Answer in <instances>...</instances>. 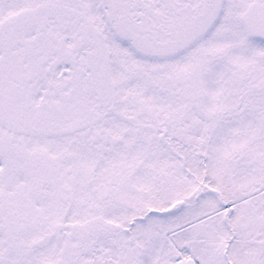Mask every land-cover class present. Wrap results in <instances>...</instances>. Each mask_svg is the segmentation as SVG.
Here are the masks:
<instances>
[{
  "label": "snow or ice",
  "instance_id": "obj_1",
  "mask_svg": "<svg viewBox=\"0 0 264 264\" xmlns=\"http://www.w3.org/2000/svg\"><path fill=\"white\" fill-rule=\"evenodd\" d=\"M0 264H264V0H0Z\"/></svg>",
  "mask_w": 264,
  "mask_h": 264
}]
</instances>
